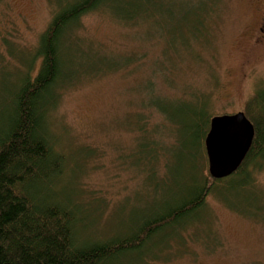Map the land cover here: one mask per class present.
<instances>
[{"label": "rangeland", "instance_id": "1", "mask_svg": "<svg viewBox=\"0 0 264 264\" xmlns=\"http://www.w3.org/2000/svg\"><path fill=\"white\" fill-rule=\"evenodd\" d=\"M4 1L15 21L12 24L0 13V25L10 23L7 39L15 42L12 45L19 51L32 52L65 0ZM193 1L204 3L212 12L202 33H210L208 41H199L197 48L204 43L203 48L193 47L199 60L169 52V58L176 57L172 62L164 43L145 33L144 26L152 21L141 22L138 27L122 21L118 8L130 2L108 1L102 11L83 19L80 34L89 44L73 46V53L78 56L85 52L96 58L100 67L80 71L47 116L52 141L67 155V161L71 160L61 185L55 182L50 194L56 201L69 200L79 211L80 241L128 236L142 218L182 194L188 181H177L185 169L176 166L170 137L163 134L160 138L167 150L157 155L156 162L150 158L154 148H146L138 131L140 118L153 126H162L165 121L154 104L167 106L184 93L201 100L213 94V114H236L244 112L251 93L264 90V42L255 44L250 35L264 0ZM177 2L187 6L191 0H174ZM3 44L0 39V124L9 103L7 93L20 69L18 58L12 57ZM112 61L128 65L127 69L121 66L97 72ZM165 124L168 129L173 127L167 120ZM260 166V171L251 170L249 184H241L232 193L220 196L227 182L217 185V192L207 199L206 211L197 214L199 219L176 236L166 232L171 239L157 238L149 244L147 258L137 257L138 264H264V159ZM204 174L210 175L208 165ZM118 264L136 262L132 256Z\"/></svg>", "mask_w": 264, "mask_h": 264}, {"label": "trees", "instance_id": "2", "mask_svg": "<svg viewBox=\"0 0 264 264\" xmlns=\"http://www.w3.org/2000/svg\"><path fill=\"white\" fill-rule=\"evenodd\" d=\"M108 1L113 0H65L64 4L58 5L32 52L19 51V47L12 45L15 42L7 39L11 34L10 23L0 25L1 42L10 55L20 61L19 77L7 93L9 103L0 124V264H118L132 256L138 264L137 257L147 258L149 244L157 238L168 240L171 238L166 232L171 231L170 234L176 236L181 229L191 227L199 219L197 214L205 210L207 199L217 192V185L227 182L225 189L219 192L220 196L237 190L241 184L250 183L251 170L260 171L262 167L264 90L251 93L244 107L255 128L252 146L239 169L224 179L204 174L208 165L205 139L211 119L217 116L211 112L213 94L201 100L184 93L167 106L154 104L173 127L168 129L165 121L162 126L149 125L140 118L138 131L142 132L146 148L155 149L150 158L157 159L156 162L159 161L157 155L167 150L160 138L163 134L170 137L176 166L185 169L177 175V181H188L182 194L151 216L142 218L128 236L80 241L79 211L72 208L69 200L56 201L50 194L55 182L61 185L71 160L67 161V155L57 150L52 141L47 116L58 105L62 91L72 86L80 71L99 66L96 58L85 52L77 56L73 49L89 44L80 34L83 19L102 11V5ZM123 1L130 4L118 8L123 15L122 21L131 27L152 21L144 26L145 33L148 38L155 36L164 43L168 59L173 62L182 53L189 54L194 60L200 59L199 53L193 54V47L203 48L204 43L197 48L199 41H208L210 33H202L208 25L207 17L212 13L204 8V3L191 0L186 6L184 2L176 4L174 0ZM6 4L0 0V13L6 14L13 24L14 17L10 16V7ZM138 18L141 21L135 22ZM16 51L19 52L17 55ZM169 52L176 57L169 58ZM126 58L136 60L133 56ZM104 66L101 69L106 70L97 68V72L114 71L121 66L127 69L128 65L112 61Z\"/></svg>", "mask_w": 264, "mask_h": 264}, {"label": "water", "instance_id": "3", "mask_svg": "<svg viewBox=\"0 0 264 264\" xmlns=\"http://www.w3.org/2000/svg\"><path fill=\"white\" fill-rule=\"evenodd\" d=\"M254 137V125L245 112L212 118L205 139L210 176L224 179L235 173L244 162Z\"/></svg>", "mask_w": 264, "mask_h": 264}, {"label": "flooded vegetation", "instance_id": "4", "mask_svg": "<svg viewBox=\"0 0 264 264\" xmlns=\"http://www.w3.org/2000/svg\"><path fill=\"white\" fill-rule=\"evenodd\" d=\"M250 35L253 36V41L255 44L264 42V6L257 9L256 24Z\"/></svg>", "mask_w": 264, "mask_h": 264}]
</instances>
